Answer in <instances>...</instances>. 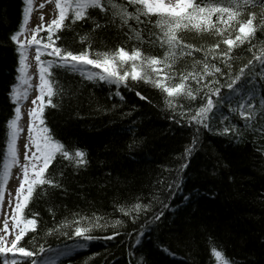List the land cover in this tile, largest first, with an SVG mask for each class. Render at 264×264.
Returning <instances> with one entry per match:
<instances>
[{
    "label": "snow or ice",
    "instance_id": "6c2138e0",
    "mask_svg": "<svg viewBox=\"0 0 264 264\" xmlns=\"http://www.w3.org/2000/svg\"><path fill=\"white\" fill-rule=\"evenodd\" d=\"M51 2L44 0L39 7ZM23 4V20L18 30L10 34L18 53V66L15 81L8 92L14 107L5 125L0 208L14 167H18L17 176L22 174V178L15 189L14 207L9 191L12 224L10 228L5 213L3 228H0V264H59L61 257L69 256L76 249H85L89 242L98 239L93 234L97 229H115L124 224L121 219L106 218L107 214L101 216L93 212L89 216L71 212L70 218L65 216L59 222L54 221L55 226L46 229V235H62L71 241L70 244L65 243L54 250L45 248L43 243L31 248L23 243L28 233L37 232L39 223L38 212L25 213L30 201L46 198L49 212L54 217L55 192L50 189L68 191L63 182L64 172L49 171L53 162L58 159L66 161L65 166L75 172L89 162L83 148L57 139L46 123V107H58L53 103V97L67 95V89L57 79L60 71L79 74L97 85L114 86L116 90L112 95L121 100L124 96L120 86L128 87L129 80L143 81L161 91L167 118L194 129L189 144L180 154L178 166L166 169L174 174L172 182H167L164 177L157 181L165 185L169 196L174 194L171 190L181 188L182 174L201 144L203 130L216 132L236 143L251 142L264 162V40L257 37L258 32L264 34V0H54L55 17L44 23L41 13V23L31 29L27 25L33 0H23ZM66 20H70L71 25L78 21L90 25L83 34H78L82 45L78 51L57 44L61 39L57 33L71 27L65 24ZM110 28L116 29L123 37V44L134 43L130 47L94 48V33ZM41 32L46 36H38ZM187 32L212 35L216 39L207 46L196 45L184 38ZM146 46L148 49L158 47L163 50L162 54H152L145 50ZM241 46H246L243 50L251 53V58L233 75L232 62L237 59L234 49ZM33 47L34 55H31ZM195 53L203 55L197 58ZM30 55L34 66L30 63ZM45 56L49 58L42 59ZM185 58H191L190 62L181 66L180 61ZM34 76H38L37 83H33ZM223 77L228 79L223 81ZM222 88L229 91L222 93ZM33 89L38 94L31 99V106L25 114L22 105ZM135 94L147 99L139 91ZM25 115L27 119L22 125ZM235 116L242 123L235 122ZM21 138L25 141L22 146L18 144ZM258 140L261 141L259 144ZM154 202L163 203L154 193L147 203L136 197L130 204L117 203L115 210L133 223L142 214L150 212V220L159 222L164 213L153 212ZM118 235L120 232L113 231L107 239ZM143 235L142 231L137 233V244ZM211 251L217 264H235L216 247ZM142 262L146 264L143 256L136 264Z\"/></svg>",
    "mask_w": 264,
    "mask_h": 264
},
{
    "label": "trees",
    "instance_id": "16d2710c",
    "mask_svg": "<svg viewBox=\"0 0 264 264\" xmlns=\"http://www.w3.org/2000/svg\"><path fill=\"white\" fill-rule=\"evenodd\" d=\"M24 6L23 0H0V169L6 120L14 107L8 92L18 66V53L10 34L18 30ZM65 24L71 25V21L66 20ZM89 27L78 21L63 28L57 33L61 36L57 44L80 50L78 34ZM94 35V48L130 47L134 43L123 44V37L114 28ZM38 36L46 34L41 32ZM257 37L264 40V34L258 32ZM184 38L204 46L216 39L194 32L184 33ZM245 47L234 49L237 59L232 62L233 75L251 58V53L243 50ZM145 50L157 55L163 51L147 46ZM202 55L195 53L197 58ZM190 59L181 60L180 65ZM57 79L67 89V95L53 97L58 107H46V123L57 139L83 148L89 162L78 172L66 167V161L53 162L49 171L64 172L63 182L68 191L50 189L55 192L54 217L46 198L30 201L25 213L38 212L39 223L36 233L25 236V246L43 243L45 248L58 249L70 244L62 235H46V229L54 227V221L70 218L71 212L89 216L96 212L101 216L107 214L108 219H121L124 224L115 229H97L93 234L98 239L89 242L85 249L61 257L59 264H136L141 256L146 264H217L212 247L235 264H264V162L251 142L236 143L203 130L201 144L182 174L181 188L171 190L174 194L169 196V190L157 181L164 177L172 182L174 174L166 169L178 166L194 129L167 118L161 91L143 81L129 80L128 87L120 86L124 96L121 100L112 95L114 86L94 84L79 74L60 71ZM226 90L222 88L225 93ZM137 91L147 99L138 97ZM258 100L259 97L257 103ZM234 119L242 123L238 116ZM154 193L163 201L153 203V212L164 213L159 222L150 220V212L133 223L115 210L117 203L130 204L136 197L147 203ZM113 231L120 235L107 239ZM141 231L144 235L137 244V233Z\"/></svg>",
    "mask_w": 264,
    "mask_h": 264
},
{
    "label": "rangeland",
    "instance_id": "374dc122",
    "mask_svg": "<svg viewBox=\"0 0 264 264\" xmlns=\"http://www.w3.org/2000/svg\"><path fill=\"white\" fill-rule=\"evenodd\" d=\"M44 2V0H33V11L30 15V19H29V23L27 25V28L31 29L34 28L36 25L41 23L40 20V15L41 13H43V22L44 23H49L51 21V19H53L55 17V15L57 14V10H55V4H54V0H52L51 3H44V7L40 8L39 4ZM25 35H30L29 33H25ZM23 38V37H21ZM31 55H34V47L33 49L30 50ZM30 55V63L35 64L34 60L31 58ZM31 71V70H30ZM38 82V76H34L33 77V83H37ZM38 94V91L33 89L30 92L29 95V99L27 101H25L22 105V112H24L25 114L27 113L28 108L31 106V99L34 98L35 95ZM27 119L26 115L25 117L21 120V124L23 125L25 123V120ZM23 137V134H22ZM24 139L21 138L18 141L19 145H23L24 143ZM17 172H18V167H14L12 169V177L9 180L8 186H7V190L5 192V199H4V204L3 207L0 210V228H3V220L5 218V213H7L9 219V226L11 228V224L12 221L10 219V215H11V208L8 206V200H9V191L11 192V199L13 201L12 207H14L15 204V189L19 186V179L22 178V174L20 177L17 176ZM76 250H81V249H76Z\"/></svg>",
    "mask_w": 264,
    "mask_h": 264
},
{
    "label": "bare ground",
    "instance_id": "6f19581e",
    "mask_svg": "<svg viewBox=\"0 0 264 264\" xmlns=\"http://www.w3.org/2000/svg\"><path fill=\"white\" fill-rule=\"evenodd\" d=\"M229 91V90H228ZM227 90H226V93L228 92ZM222 93H225V91H222ZM75 251H79V250H74L73 252H75ZM72 252V253H73ZM72 253H70L69 255H72Z\"/></svg>",
    "mask_w": 264,
    "mask_h": 264
}]
</instances>
